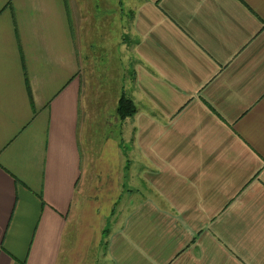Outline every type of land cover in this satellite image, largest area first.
I'll return each instance as SVG.
<instances>
[{
    "label": "crops",
    "instance_id": "obj_1",
    "mask_svg": "<svg viewBox=\"0 0 264 264\" xmlns=\"http://www.w3.org/2000/svg\"><path fill=\"white\" fill-rule=\"evenodd\" d=\"M108 49L144 177L111 232ZM0 264H264V0H0Z\"/></svg>",
    "mask_w": 264,
    "mask_h": 264
},
{
    "label": "rangeland",
    "instance_id": "obj_2",
    "mask_svg": "<svg viewBox=\"0 0 264 264\" xmlns=\"http://www.w3.org/2000/svg\"><path fill=\"white\" fill-rule=\"evenodd\" d=\"M123 25L126 26V22ZM123 25L120 23L119 30H121ZM103 33H110V31L108 32L104 29ZM108 42H111V33ZM115 52L114 50V58ZM99 53L100 51L94 50L93 56ZM112 53V49L105 50L103 61L100 62V59L96 61L95 58V65L91 67L94 70V76L103 75V80L105 81V112L103 111L102 122L99 121L97 124H89L91 130L89 128L88 131V186L98 190H94L92 196L96 197L95 201H98L101 194L97 192L103 191L104 201L115 200L116 194L118 193L116 188L120 190V204L116 208L114 218L109 226L110 232L118 226L117 219L120 222L124 214L131 210L130 208L127 209L129 199L133 198L132 200L138 203L143 201L144 197L142 158L134 149V145L128 142L134 139L136 131L133 128L132 121L129 120L122 123L121 120H118L120 118H118L115 112L117 93L122 95V86L124 84L127 86V83L121 85L122 81L126 82L129 78L127 65L125 60H119V66L113 64L114 62L111 61ZM114 78L117 80L116 84H112L113 81L111 80ZM93 93L96 92L94 91ZM105 238L106 235H104Z\"/></svg>",
    "mask_w": 264,
    "mask_h": 264
},
{
    "label": "trees",
    "instance_id": "obj_3",
    "mask_svg": "<svg viewBox=\"0 0 264 264\" xmlns=\"http://www.w3.org/2000/svg\"><path fill=\"white\" fill-rule=\"evenodd\" d=\"M136 113L137 109L133 101L127 98L125 95H122L118 103V114L121 120L133 117Z\"/></svg>",
    "mask_w": 264,
    "mask_h": 264
}]
</instances>
